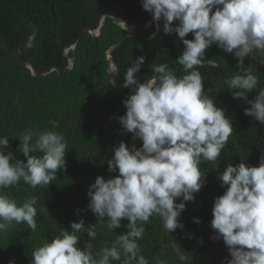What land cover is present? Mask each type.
I'll return each mask as SVG.
<instances>
[{"label": "clouds", "instance_id": "1", "mask_svg": "<svg viewBox=\"0 0 264 264\" xmlns=\"http://www.w3.org/2000/svg\"><path fill=\"white\" fill-rule=\"evenodd\" d=\"M141 2L157 27L162 22L165 34L175 33L181 39L184 49L176 62L184 75L177 76L175 69L161 63L153 65L154 75L141 82L137 73L145 57L135 58L124 75L123 86L132 91L123 100L126 112L118 119L134 140L142 141L141 146L121 141L107 160L108 171L117 174L97 176L90 185L87 208L97 223L71 222V231L64 228L59 236L33 250L32 264H149L139 241L150 218L159 217L165 232L184 227L179 217L186 202L194 201L206 184L201 163L216 164L233 133L225 110L205 94L198 71L209 63L206 51L213 45L236 58L240 71L225 81L227 88L233 98L249 105L244 114L264 125V88L258 87L259 77L252 69L245 67L254 51L264 53V0ZM189 33L193 38H187ZM253 91L256 95L249 99ZM51 124L50 130L29 127L12 137L19 138L17 151L26 162L6 152L9 137H0V234L14 224L37 230V198L29 196L18 204L3 190L21 181L34 190L57 179L58 170L66 166L68 147L63 134L55 130L58 121ZM218 179L225 191L214 198L210 224L212 238L222 239L229 252L226 264H264V155L257 166L246 164L243 158L239 164H228ZM122 220L128 221V230L117 235L111 247L94 253L97 224L114 231ZM193 220L200 223L198 217ZM80 234L89 238L83 247L79 246ZM171 247L179 261L188 260L179 244ZM156 264L166 261L157 258Z\"/></svg>", "mask_w": 264, "mask_h": 264}, {"label": "trees", "instance_id": "2", "mask_svg": "<svg viewBox=\"0 0 264 264\" xmlns=\"http://www.w3.org/2000/svg\"><path fill=\"white\" fill-rule=\"evenodd\" d=\"M117 19L129 27H123ZM162 29V22L157 27L141 0H0V137H9L5 151H12L26 162L17 151L19 138L12 137L29 127L50 130L54 120L59 124L55 130L63 134L68 147L66 166L58 170L57 179L49 186L33 190L21 181L3 190L18 204L29 196L37 198V230L14 224L7 233L0 234V264H32L33 250L59 236L64 228L71 231V222L83 219L86 225L97 223V217L87 208L90 185L97 176L117 174L108 171L107 160L121 141L137 147L142 143L134 140L118 119L125 114L123 100L132 91L123 86L127 68L143 55L145 62L137 73L141 82L154 75L153 65L161 63L175 69L177 76L184 75L176 62L179 55L173 42L175 33L165 34ZM187 38H193L192 34ZM179 45L183 51L181 39ZM254 54L264 62V53ZM206 59L220 66L222 78L215 87H205L204 92L233 123L219 165H236L237 154L244 162L249 154L263 151L264 155L257 137L258 123L244 114L249 105L233 98L225 83L240 71L236 58L213 45L206 51ZM245 67L252 69L259 77L258 87L264 88V73L249 59ZM110 68L115 70L113 75ZM198 71L204 82H213L219 75L218 68L211 65ZM255 95L256 91L250 92L248 98ZM261 135L264 140V125ZM261 156L249 160L259 164ZM217 170L221 169L215 166L206 175L207 184H211V174ZM224 191L220 185L213 190V197L204 190L195 194L194 201L186 202L179 217L182 229L165 232L159 217L150 218L139 241L141 254L149 264H156L157 258L166 264H226L231 257L223 240L212 238L210 224L214 198ZM194 217L200 223H195ZM127 223L122 220L121 227L114 231L104 223L97 224L93 252L111 247L116 236L128 230ZM80 235L79 246L83 247L89 238ZM174 243L187 252V261L178 260L171 247Z\"/></svg>", "mask_w": 264, "mask_h": 264}, {"label": "water", "instance_id": "3", "mask_svg": "<svg viewBox=\"0 0 264 264\" xmlns=\"http://www.w3.org/2000/svg\"><path fill=\"white\" fill-rule=\"evenodd\" d=\"M69 1V0H68ZM117 21V23H119L120 24V22H122V23H124V24H126L128 27H129V25L127 24V23H125V22H123V21H121V20H116ZM174 23H178V21H174ZM92 32H98V30H93ZM173 42H174V46H175V49H176V52H177V54L178 55H181L182 54V50L180 49V45H179V42H180V38L178 37V35L177 34H175V36H174V38H173ZM250 61H251V63L260 71V72H262V73H264V62L257 56V55H255L254 53H253V55H252V57L251 58H248ZM206 65H211V66H215L216 68H218V71H219V75H218V78L215 80V81H213V82H204V84H205V87H209V88H211V87H215L216 85H218L219 83H220V81H221V78H222V72H221V68H220V66L216 63V62H214V61H210L209 60V63H207ZM111 73H112V75L115 73V70L114 69H112V71H111ZM263 125H259L258 124V126H257V137H258V139H259V142H260V144H261V146H262V150H264V140L262 139V135H261V127H262ZM263 152V151H262ZM261 152V153H262ZM261 153H259V154H257V156H261Z\"/></svg>", "mask_w": 264, "mask_h": 264}, {"label": "flooded vegetation", "instance_id": "4", "mask_svg": "<svg viewBox=\"0 0 264 264\" xmlns=\"http://www.w3.org/2000/svg\"><path fill=\"white\" fill-rule=\"evenodd\" d=\"M107 127L109 126V124H106ZM119 126H121L120 124H118ZM226 148H224L221 152V155L223 156L224 152H225ZM257 154H249V156L246 157L245 159V162L246 164L250 165V166H257L258 164L254 161H250L249 158H254V157H257L256 156ZM241 157L240 155L237 154L236 158H238V162L237 164H239L241 162ZM219 161H220V158H218V161L216 164H211L209 162H202V165L201 166H205L204 170H205V173L207 176H209L210 172H212L213 168H216L219 167V169L221 170H217L216 172H214L213 174H211V177L213 178L211 180V184H207V181H206V184L201 188L200 192L199 193H202L204 190L205 192H207V194L210 196V197H213V190H215L217 187H219L221 185V182L220 180L218 179V176L224 171V168L226 167V165H219ZM211 164V165H209ZM203 169V168H202Z\"/></svg>", "mask_w": 264, "mask_h": 264}, {"label": "rangeland", "instance_id": "5", "mask_svg": "<svg viewBox=\"0 0 264 264\" xmlns=\"http://www.w3.org/2000/svg\"><path fill=\"white\" fill-rule=\"evenodd\" d=\"M120 24H121L123 27H127V25L124 24V23H122V22H120ZM109 71H110V73H111L112 69L110 68ZM111 75H112V73H111Z\"/></svg>", "mask_w": 264, "mask_h": 264}]
</instances>
